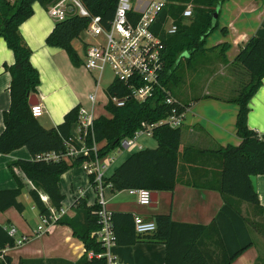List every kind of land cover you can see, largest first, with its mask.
Here are the masks:
<instances>
[{
    "label": "crops",
    "instance_id": "crops-1",
    "mask_svg": "<svg viewBox=\"0 0 264 264\" xmlns=\"http://www.w3.org/2000/svg\"><path fill=\"white\" fill-rule=\"evenodd\" d=\"M33 10L34 14L20 25L19 31L32 52L30 62L40 76L36 98L42 104L44 114L38 119L39 123L45 129L57 127L76 107L95 115L98 102L93 105L89 96L96 93L97 100L101 99L104 96L101 89L97 90L94 78L82 65L76 67L72 63L66 51L47 45L46 40L56 23L39 3L33 5ZM217 15L218 28L213 34L218 31L221 37L212 39L211 44V34L203 52L191 60L189 57L183 58L176 73L180 79L174 81L175 88L188 87L181 91L180 96L173 93L187 107L186 121L181 128L176 188L173 192H156L158 200L155 207L141 206L129 190L115 192L110 185L105 187L104 195L108 210L113 214H131L147 221H154L157 215H171L175 222L202 226L216 223L229 255L247 247L233 264H258L264 250V236L262 238L254 231L248 221L256 217L258 223L264 222V175L251 178L260 207L244 202H233L231 207L219 192L222 160L215 152L242 143L237 136L239 106L235 101L250 84L251 75L236 58L251 38L264 39V0H227L219 7ZM190 22L185 18V24ZM73 46L78 51L74 42ZM78 53L83 59L84 47ZM14 64V52L8 48L4 38H0V135L5 128L4 113L11 106L12 77L6 66ZM196 83L207 87L199 92ZM249 109L248 127L259 133L264 141V79L250 101ZM72 134L75 138L80 137L78 124L72 127ZM104 145L102 143L100 147ZM157 147L152 136L142 135L131 149L117 148L100 158V165L105 166L104 177H111L131 154ZM117 150L118 157L112 156ZM18 160H33V157L25 147L8 155L0 154V191L18 188L16 175L25 186L18 198L24 212L19 213L15 208L0 211V225L8 233L12 228L17 230L15 242L24 237L28 241L7 247L3 255L9 256L14 264L21 259L41 260L47 264L77 263L86 254V249L74 237L70 227L54 224L46 232L36 234L41 225V214L30 196L34 186L21 170L15 169L13 175L8 167ZM91 176L82 164L61 177L59 186L65 196L62 208L67 211L64 217H75L74 205L81 198H86L90 207L97 204L98 195L92 186ZM40 195L50 205L48 196L42 192ZM28 206L31 207V216L35 218L33 222L29 220ZM111 255L118 264H166V246L162 243L117 245L111 250Z\"/></svg>",
    "mask_w": 264,
    "mask_h": 264
},
{
    "label": "trees",
    "instance_id": "trees-1",
    "mask_svg": "<svg viewBox=\"0 0 264 264\" xmlns=\"http://www.w3.org/2000/svg\"><path fill=\"white\" fill-rule=\"evenodd\" d=\"M59 0H0V38L14 52L15 64L6 66L12 77L10 86L11 106L4 113V131L0 135V154L8 155L15 150L27 148L34 160H18L8 167L13 175L19 169L34 189L30 196L39 209L41 216H50L49 207L43 202L40 192L47 195L50 205L56 211L63 207L65 196L60 190L61 177L70 169L94 160L95 154L80 157L73 161L61 162L37 161L38 155L66 151L65 143L73 138L72 127L79 122L80 108L71 110L64 122L52 129H45L32 115L29 104L31 96L37 95L40 76L33 68L30 58L32 52L24 42L19 27L34 14L33 5L39 3L44 8ZM88 11L100 16L105 22L113 18L118 0H81ZM167 3L158 14L153 32L165 45V72L163 84L172 91V80L181 66L180 57L187 52L189 60L204 51L207 38L218 28L219 7L227 0H166ZM258 1V0H256ZM192 6V17L185 24L183 14L187 6ZM172 19L178 27L175 35H167L164 25ZM216 19V20H215ZM87 19L72 17L58 22L48 36V46L61 48L67 52L76 67L82 65V58L74 48L73 42L86 30ZM236 61L251 75L250 84L241 92L235 103L239 106L237 118V136L242 140L239 146L229 145L215 152L222 160L219 192L224 201L233 207V202H244L260 207L259 196L252 184V176L264 175V141L259 133L248 127L249 104L262 86L264 79V39L253 37L238 54ZM107 96L127 97L123 107L113 103L105 107L106 114L94 122L93 130L85 139L88 148L95 144L105 145L98 149L99 158H103L120 147L126 138H133L143 124H156L169 114V107L158 94L155 99L138 102L128 98V90L119 82L106 89ZM152 137L158 144L157 149H145L131 154L104 185H111L113 191L147 189L155 192H173L177 185V167L181 141V128L173 129L161 125L153 129ZM18 188L0 191V211L15 208L24 212V206L18 198L24 184L15 175ZM92 186L96 189L95 177L91 176ZM74 218L62 217L58 224L66 225L80 240L86 254L77 263L64 264H108L106 257L89 259L88 252L104 255L105 248L93 236L98 224L97 204L87 205V199L76 201ZM240 214V211L238 210ZM135 217L131 214L114 213L115 234L118 246H132L138 243H162L166 246V264H233L246 248L229 255L223 243L216 223L209 226L178 223L171 215H157L154 218L157 229L154 233L138 235L134 226ZM249 222V221H248ZM259 228L264 236V222ZM14 238L0 225V264H14L9 256L3 255L7 247H15ZM259 262V261H258ZM18 264H47L41 260H23Z\"/></svg>",
    "mask_w": 264,
    "mask_h": 264
},
{
    "label": "built area",
    "instance_id": "built-area-1",
    "mask_svg": "<svg viewBox=\"0 0 264 264\" xmlns=\"http://www.w3.org/2000/svg\"><path fill=\"white\" fill-rule=\"evenodd\" d=\"M167 3L166 0L142 1L136 0V6L132 7L131 0H118L114 16L109 21H104L100 16L92 15L81 0H59L47 8V12L55 23L64 22L72 17L88 20L84 31L89 39L84 41L85 54L82 60L84 69L94 78L97 90L101 89L102 76L106 70L114 74V81L121 83L129 92L128 98L142 103L155 99L158 94L163 96V102L169 107L168 116L156 124H143L141 130L137 131L133 138H126L120 147L131 149L142 135L152 136L153 129L167 125L170 128H182L186 121L187 107L182 104L164 84V72L166 68L164 51L165 45L153 32V27L158 14ZM184 18L192 17V6H187L183 14ZM165 34L175 35L178 31L177 25L172 19H168L163 27ZM93 105L97 103L96 93L89 96ZM109 103L117 107H123L127 97H108ZM32 115L39 119L44 114L42 104L31 106ZM96 117L93 112L82 108L79 112L80 137L69 139L66 151L63 153L48 152L38 155L35 160L43 162H61L80 157H88L91 152L95 154L94 160L85 162L84 168L89 175L95 177L96 192L98 195L97 205L98 224L100 228L93 236L105 248L104 255H96L88 252V258L100 259L106 257L108 264H118L111 255L113 247L117 246L115 234V223L113 213L108 210V201L104 195L105 166L100 165L98 157V145L94 143L90 149L86 145L88 132L93 130ZM119 147V148H120ZM34 160V158H33ZM111 161V160H110ZM112 162V161H111ZM111 186V185H110ZM131 195L137 197L138 204L144 207L152 205L153 192L147 189H131ZM50 209V216H41V225L36 234H42L67 214L66 209L56 211L49 205L46 198L41 197ZM135 231L138 235L154 233L157 229L154 221H147L136 216L134 219ZM17 230L12 228L9 235L15 239ZM26 237L15 242L16 246L26 243Z\"/></svg>",
    "mask_w": 264,
    "mask_h": 264
},
{
    "label": "rangeland",
    "instance_id": "rangeland-1",
    "mask_svg": "<svg viewBox=\"0 0 264 264\" xmlns=\"http://www.w3.org/2000/svg\"><path fill=\"white\" fill-rule=\"evenodd\" d=\"M142 1H153V0H142ZM131 5L132 7L136 6V0H131ZM216 37H221V33L220 32H215L211 37H210V43L212 44V39H215ZM89 39V36L87 35V33H82L81 36L76 39L74 41V45L75 47L78 49V51L81 53L82 51V47H83V43L84 41L88 40ZM81 55V54H80ZM183 63V61H181ZM179 76L176 75V78L174 80H172V92L177 95V96H180L181 95V91H183V89H188V87L186 86H181V87H178V88H175L174 87V81L175 80H179ZM114 81V74L111 72V70H106V72L104 73V75L102 76V81H101V91L103 93V95L105 96H102L101 99L97 100V105H96V110H95V116H96V119H98L99 117H101L102 115H105L106 114V110L104 108V105L107 104L109 102L108 100V96L107 94L105 93L106 89L112 84V82ZM94 86H95V83H94ZM196 87H198L197 91L199 92H202V90L207 87V85H200V83H196L195 84ZM95 89V87H94ZM88 112L90 113V111L88 110ZM44 118H42L41 120H43ZM101 144H98V148L101 149L102 147H100ZM118 151H115V153L112 154V156H117L118 157ZM126 153V152H125ZM128 153H130L128 151ZM122 157V156H121ZM120 157V158H121ZM27 203V201H25ZM28 204V203H27ZM28 215L30 216L29 217V220H31V222L35 221V218L31 216V207L28 206ZM249 224L251 226V228L258 232L262 238H263V233H262V229L259 228L258 226L261 224V223H258L256 221V217H252L250 220H249ZM264 230V229H263ZM258 264H264V250L262 251L261 253V256H260V259H259V262Z\"/></svg>",
    "mask_w": 264,
    "mask_h": 264
},
{
    "label": "water",
    "instance_id": "water-1",
    "mask_svg": "<svg viewBox=\"0 0 264 264\" xmlns=\"http://www.w3.org/2000/svg\"><path fill=\"white\" fill-rule=\"evenodd\" d=\"M218 17V15L216 14V16H215V18H217ZM216 20V19H215ZM185 57H189V55H188V53L187 52H185L181 57H180V60L182 59V58H185ZM39 103V101H38V99L36 98V96H31L30 97V100H29V104H30V106H34V105H37ZM157 200H158V195H157V193L155 192V193H153L152 194V199H151V201H152V205L155 207V204L157 203Z\"/></svg>",
    "mask_w": 264,
    "mask_h": 264
}]
</instances>
